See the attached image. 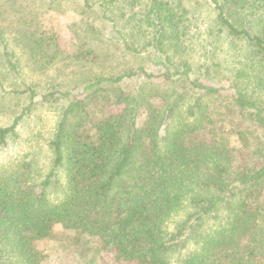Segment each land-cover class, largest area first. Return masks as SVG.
I'll use <instances>...</instances> for the list:
<instances>
[{
    "label": "trees",
    "instance_id": "16d2710c",
    "mask_svg": "<svg viewBox=\"0 0 264 264\" xmlns=\"http://www.w3.org/2000/svg\"><path fill=\"white\" fill-rule=\"evenodd\" d=\"M125 1L83 0L82 11L98 12L110 39L149 68L4 90L26 103L16 113L0 102L12 115L0 148L33 105L63 104L44 139L45 174L41 147L0 163V264H50L49 241L76 264H264V0H210L213 41L240 44L224 52L223 77L214 49L195 63L168 53L184 31L174 0H131L128 19L117 13ZM53 35L19 38L41 68L59 55ZM11 43L0 27V57L18 75ZM142 75L134 90L123 85Z\"/></svg>",
    "mask_w": 264,
    "mask_h": 264
},
{
    "label": "rangeland",
    "instance_id": "374dc122",
    "mask_svg": "<svg viewBox=\"0 0 264 264\" xmlns=\"http://www.w3.org/2000/svg\"><path fill=\"white\" fill-rule=\"evenodd\" d=\"M130 1H125L117 8V13L124 15L125 18L133 11L128 4ZM82 5L83 0H0V27L14 46L18 64V75H15L6 69L0 57V79L3 83L2 89L0 88V102L6 108L10 107L16 113L20 112V104L26 103V100L14 98L5 91L23 88L24 85H29L37 91L83 86L86 80L94 75H115L139 64L150 67V64L144 61L142 53L130 55L122 46H117V43L110 39L107 27H104L106 22H100L99 13L91 10L82 11ZM182 5L179 6L176 0L172 4L176 6L175 10L183 13L181 20L184 31L180 40L174 39L166 44L168 53L174 57H178V54L186 55L195 63L202 59L206 60L208 53L214 49L216 51L213 53L218 54L217 60L223 69V75L220 76H228L226 63L231 60L229 56L225 58L224 52L230 53L240 44L226 42L217 44L216 40L213 41L209 35L210 0H183ZM92 25L99 27L101 33L91 29ZM138 28L139 39L135 44L139 48L146 43V31ZM25 30L27 33L31 30H43L47 36L54 34L59 45V55L45 68L32 63L27 57L26 49L21 46L19 38ZM219 49L221 52H217ZM85 50H90V55L80 56L79 59L74 55L75 52ZM142 80L143 75L123 85L134 90ZM62 102L47 101L33 105L30 114L17 127V138H9L7 146L0 148V163L8 164L24 152L41 147L37 157L41 173L45 174L51 154L44 139L53 132ZM11 116L10 113L4 115L0 110V123L8 124ZM46 245L49 247L50 264H76L73 256L64 250L59 241H49ZM109 264L117 263L110 261Z\"/></svg>",
    "mask_w": 264,
    "mask_h": 264
}]
</instances>
